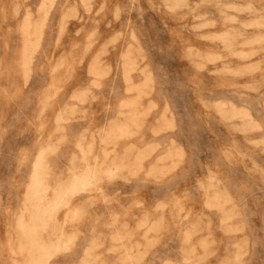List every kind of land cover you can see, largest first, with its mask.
Instances as JSON below:
<instances>
[{
	"label": "clouds",
	"instance_id": "clouds-1",
	"mask_svg": "<svg viewBox=\"0 0 264 264\" xmlns=\"http://www.w3.org/2000/svg\"><path fill=\"white\" fill-rule=\"evenodd\" d=\"M0 264H264V0H0Z\"/></svg>",
	"mask_w": 264,
	"mask_h": 264
}]
</instances>
